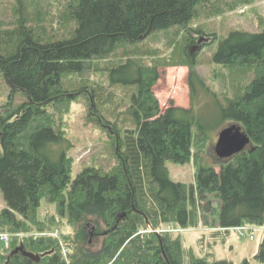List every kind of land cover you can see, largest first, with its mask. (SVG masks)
I'll list each match as a JSON object with an SVG mask.
<instances>
[{"label": "trees", "instance_id": "trees-1", "mask_svg": "<svg viewBox=\"0 0 264 264\" xmlns=\"http://www.w3.org/2000/svg\"><path fill=\"white\" fill-rule=\"evenodd\" d=\"M233 1L230 9L240 0ZM205 2L66 0L60 19L74 25L68 35L44 39V29L29 26L24 15L15 29L0 32V73L12 93L26 98L0 116V191L6 204L0 212V234L12 236L8 247L0 246V264H234L214 258L213 246L237 226L261 227L252 259L264 264V24L257 31L233 29L216 41L213 62L254 73L245 89L225 104L194 69L198 49L207 44H199L193 54L186 50L197 37L211 33L195 28L183 39V59L177 65L190 68L189 108L171 105L162 110L153 90L159 78L156 65H144L134 57L135 48L128 50L174 27L191 31L187 28ZM210 5L217 16L223 14L218 4ZM120 49L125 59L111 61L108 78L111 84L132 86V127L113 129L116 158L110 169L88 166L72 177L67 155L71 144L64 138L61 119L87 82L71 92L63 80L69 75L81 79L94 62ZM124 70L131 73L122 78ZM198 86L213 99L220 122L239 125L250 138L241 152L217 158V163L199 159L207 136L203 128L194 133L191 126ZM91 87V92L96 90ZM94 97L91 93L89 100L95 107ZM191 160L194 182L170 178L167 161ZM90 222L103 227V241L95 251L87 249L84 237ZM166 224L182 229L181 236L151 232ZM201 225L213 230L198 231L204 253L197 256L186 245L183 230ZM55 229L69 249L67 259L58 239L49 234ZM28 230L42 234L27 236ZM19 246L43 256L35 261L21 252L11 254Z\"/></svg>", "mask_w": 264, "mask_h": 264}, {"label": "rangeland", "instance_id": "rangeland-1", "mask_svg": "<svg viewBox=\"0 0 264 264\" xmlns=\"http://www.w3.org/2000/svg\"><path fill=\"white\" fill-rule=\"evenodd\" d=\"M22 1L20 3L18 0H0V32L15 29L21 22L20 16L22 15L24 18L26 16V22L29 26L44 29V39L68 35L74 26L72 23L64 25L60 19L62 7L66 0ZM210 2L216 6L218 4L219 10L224 11L223 14L217 16L214 11L215 7L210 5ZM232 2L234 1L208 0L200 10L198 9L199 15L187 28L188 30L192 28L191 31L174 27L166 34L155 33L128 48L129 51H132L133 48L136 49L137 54L134 57L144 65H156L159 78L153 86V90L162 110L171 105L185 108L192 105L188 80L190 68L186 65L177 64L178 59L182 58L183 39L189 34L193 35L195 28H200L211 34L200 35L194 43L188 45L189 48L186 50L191 54V48L199 44V40H201L200 44H207L204 48L198 49L197 65L194 69L205 86L216 94L221 103L225 104L229 98L240 94L254 77V73L250 70H234L218 65L211 59L217 45L216 41L226 37L231 30L257 31L264 24V0H240L233 9H230L229 6ZM124 51L120 49L110 58L94 62L91 70L86 72L81 79L69 75L63 80L66 88L71 92L81 89L82 84L87 82V86L83 87L85 91L78 94L76 101L70 104L69 109L61 119L64 138L67 143L69 141L71 144L70 148L67 149V155L71 160L72 177H75L77 173L88 166L110 169L116 158L113 129L123 131L125 128L132 127V118L128 112L132 86L111 84L108 78L111 61L124 60ZM128 73L131 72L124 70L120 76L124 78ZM89 85L90 87H88ZM91 86H94L96 90L91 92ZM91 93L95 94L94 99L97 103L95 107L91 105L89 100ZM25 100L26 98L20 92L12 93L11 87L3 74L0 73V116L6 117L12 109H17ZM194 100L192 130L195 133L199 127L203 128L207 136L206 142L202 143L199 159L201 158L205 164L217 163L218 157L215 154L214 146L221 127L229 124V122H220L216 104L211 96L199 86ZM197 150L198 147L195 152ZM166 166L172 180L187 184L194 182L195 165L193 160L183 164L167 161ZM216 204L217 202L214 201V205ZM5 206L0 191V212ZM47 208L51 209L49 206ZM41 214L44 215V212ZM170 226L171 224H166L158 230H151V232L163 233L165 231L160 230H165ZM201 227L203 226L189 227L183 230L186 234L184 240L187 244H185H190L197 256L204 253L202 247L198 245V228ZM64 230L69 229L65 228ZM102 230L103 227L96 228L92 222L86 224L84 237L89 242L88 250L99 249L103 241V235L100 234ZM34 231L28 230L25 235L39 236L42 234ZM180 232L181 230L179 231L178 228L176 231H172V236L176 237V234ZM262 233L261 227L255 228L254 239L251 240L248 237L238 236L235 232H230L224 241H217L214 246V258L229 260L234 264H240L244 259H248L250 264H260L252 257L258 249ZM61 242L65 246L63 239ZM205 245H207L206 242ZM0 246H4L1 241ZM60 250H63V246L60 247Z\"/></svg>", "mask_w": 264, "mask_h": 264}, {"label": "water", "instance_id": "water-1", "mask_svg": "<svg viewBox=\"0 0 264 264\" xmlns=\"http://www.w3.org/2000/svg\"><path fill=\"white\" fill-rule=\"evenodd\" d=\"M200 42L201 40L198 41L199 44ZM199 44H196L191 48V54L198 49ZM249 144L250 138L248 135L239 125L232 123L228 124L219 131L214 150L218 158L224 159L241 152ZM17 252H21L24 256L35 261L40 260L41 256H43V254H34L29 252L23 246L15 248L11 254Z\"/></svg>", "mask_w": 264, "mask_h": 264}, {"label": "built area", "instance_id": "built-area-1", "mask_svg": "<svg viewBox=\"0 0 264 264\" xmlns=\"http://www.w3.org/2000/svg\"><path fill=\"white\" fill-rule=\"evenodd\" d=\"M255 228L257 227H254V226H237V227H234L232 228V230H234L238 236H244V237H248L249 239H254V230ZM178 228H176L175 226H170L168 227L167 229L165 230H160V231H176ZM182 230L179 228V231ZM50 235L56 237L58 239V241L60 242V245L63 246V254H64V257L67 259L68 258V251L69 249L62 244L61 240H60V237H59V233H58V230L55 229L54 231L50 232L49 233ZM12 236L10 234H7V233H1L0 234V241L3 242L4 246L5 247H8L9 246V240ZM65 248V249H64Z\"/></svg>", "mask_w": 264, "mask_h": 264}, {"label": "crops", "instance_id": "crops-1", "mask_svg": "<svg viewBox=\"0 0 264 264\" xmlns=\"http://www.w3.org/2000/svg\"><path fill=\"white\" fill-rule=\"evenodd\" d=\"M199 230H200V231L204 230V231L207 232V231H209V230H213V229H208V228H206V227H203V228L201 227V228H198V231H199ZM224 240H225V239H224ZM224 240H223V241H224ZM215 245H216V244H215ZM215 245H214V246H215ZM214 246H213V249H214Z\"/></svg>", "mask_w": 264, "mask_h": 264}]
</instances>
